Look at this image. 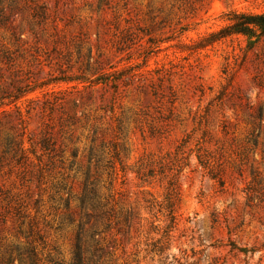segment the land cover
<instances>
[{
  "label": "rangeland",
  "instance_id": "374dc122",
  "mask_svg": "<svg viewBox=\"0 0 264 264\" xmlns=\"http://www.w3.org/2000/svg\"><path fill=\"white\" fill-rule=\"evenodd\" d=\"M228 10L264 0H0V264H30L29 247L40 264H264L245 195L253 170L264 184V35L207 37ZM92 140L117 155L102 220L76 207Z\"/></svg>",
  "mask_w": 264,
  "mask_h": 264
},
{
  "label": "trees",
  "instance_id": "16d2710c",
  "mask_svg": "<svg viewBox=\"0 0 264 264\" xmlns=\"http://www.w3.org/2000/svg\"><path fill=\"white\" fill-rule=\"evenodd\" d=\"M225 20L227 21L222 27H220L216 31L209 32L207 37H214V39L225 38L230 35L240 34L246 37L248 41L252 44H255L263 35H264V10L263 11H238V10H228L224 13ZM206 38V37H205ZM116 80V79H114ZM109 79L102 78L101 84H108ZM93 136L95 138L96 128L93 130ZM256 143L254 138V144ZM103 145V144H102ZM43 147L47 150L50 155V161L55 162V159L63 158L64 148L60 149L56 148L55 141L50 138L43 139ZM181 145L177 146L175 154H181L179 152ZM77 147L73 148L72 156H77ZM87 157V165L84 171V181H83V192L80 196H77V209L83 210V215L88 219L89 217H94L95 219L102 220V218L109 213V209L111 208L110 202H113L115 195L119 194L120 191L115 188L114 181L118 177V172L115 167L114 158H117V155L111 156L110 158L106 156V153L103 148L97 147L94 145L93 140L89 146ZM182 157V156H180ZM256 171V170H255ZM253 170L251 182L247 186L245 195H246V204H249L250 208L255 207L254 201H257L258 204L262 205L264 210V184L262 182V177L259 173H255ZM102 172H106L108 174L106 183L103 186L99 185V181L101 180ZM61 184V183H60ZM104 189L105 191H102ZM179 195V184L177 179H171L166 192V201L169 208V216L172 224L176 223L175 217V204L178 200ZM61 199V196H58ZM64 205L67 209L68 214L72 213L70 208L71 201L69 198H64ZM79 202V204H78ZM80 214V211L78 212ZM81 215V214H80ZM127 216H124V220H126ZM85 222L80 221L78 224L76 243L74 255L79 261L81 260V256L85 247L82 246V233L84 234L85 230L83 228ZM105 224V226H104ZM95 225V224H94ZM102 229H98L94 227L90 230L89 236L91 238V242L94 244H98L100 246L101 251L103 250V244L100 235L105 230L107 223H102ZM98 235V240H95V236ZM100 242V243H99ZM158 253L162 254L165 250L161 245H158ZM255 248L250 249V252H254ZM247 251V250H246ZM39 254L32 248L28 249V259L30 264H40ZM168 254L163 256V261L165 264H188L180 261V259L176 258L172 255V260L167 261ZM78 262V261H77ZM58 264V263H57ZM71 264V263H67ZM77 264V263H72Z\"/></svg>",
  "mask_w": 264,
  "mask_h": 264
}]
</instances>
